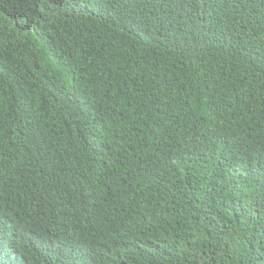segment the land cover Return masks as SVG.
Returning <instances> with one entry per match:
<instances>
[{
    "label": "trees",
    "instance_id": "obj_1",
    "mask_svg": "<svg viewBox=\"0 0 264 264\" xmlns=\"http://www.w3.org/2000/svg\"><path fill=\"white\" fill-rule=\"evenodd\" d=\"M264 264V0H0V264Z\"/></svg>",
    "mask_w": 264,
    "mask_h": 264
},
{
    "label": "clouds",
    "instance_id": "obj_2",
    "mask_svg": "<svg viewBox=\"0 0 264 264\" xmlns=\"http://www.w3.org/2000/svg\"><path fill=\"white\" fill-rule=\"evenodd\" d=\"M107 245L98 246L92 248L87 254H83L84 256H88L92 259H96L97 261L105 264V263H113L115 260L113 259V250L106 247Z\"/></svg>",
    "mask_w": 264,
    "mask_h": 264
}]
</instances>
